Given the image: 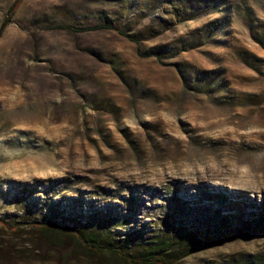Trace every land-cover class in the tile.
I'll list each match as a JSON object with an SVG mask.
<instances>
[{
    "label": "rangeland",
    "instance_id": "rangeland-1",
    "mask_svg": "<svg viewBox=\"0 0 264 264\" xmlns=\"http://www.w3.org/2000/svg\"><path fill=\"white\" fill-rule=\"evenodd\" d=\"M200 11L22 1L0 35V220L19 223L0 226V264H124L32 228L51 201L101 210L135 254L157 235L172 264H264V232L237 234L264 209V0ZM110 13L141 42L90 29Z\"/></svg>",
    "mask_w": 264,
    "mask_h": 264
},
{
    "label": "trees",
    "instance_id": "trees-1",
    "mask_svg": "<svg viewBox=\"0 0 264 264\" xmlns=\"http://www.w3.org/2000/svg\"><path fill=\"white\" fill-rule=\"evenodd\" d=\"M23 0H15L14 3L8 8L7 16L4 19L1 28L0 35L10 24L11 18L15 15L19 7L21 6ZM125 2L126 0H119ZM160 5H170L171 14L178 22L190 20L193 17L200 14V10L210 6L214 8L219 3V0H156ZM175 2V3H174ZM121 16L124 14V11H120ZM126 28L122 21L119 20L118 16L115 13H110L102 18V23L93 25L90 27L91 30L94 29H115L120 34H124L127 38L137 44L141 41L137 38V35L128 34L125 31ZM157 54V53H155ZM240 194V193H239ZM220 197H224L221 194H218ZM239 197V195H238ZM239 202V201H237ZM233 202V205H236L237 210L239 211L236 214H233L236 217L243 218L240 215L242 211V203ZM79 206V204H75ZM64 205L61 201H51L47 202L45 205H41L43 212L46 213L40 220L32 222L31 227L39 229L46 236L49 234L52 235L54 232L64 233L66 236L73 237L80 244H82L86 249L91 250L92 252H108L116 257H118L124 264H172L173 255L168 252L170 247V242L165 239L158 237L152 238L149 241H145L147 248L149 250L141 252L140 254H135L130 251L132 248L131 244L128 242L127 237H120L118 232L112 231L111 227L108 225L107 220H103V212L99 209H93L88 213H80L76 210L73 212L67 213L63 209ZM78 208V207H77ZM232 213L224 214L221 218L224 220L226 216H230ZM79 217H82L79 220ZM217 220L218 217L216 218ZM228 219V218H227ZM82 220H85L82 222ZM97 222V223H96ZM96 223V226L99 228L97 230L91 229L89 226H93ZM238 228L237 234L247 235L249 231L255 230L251 233L256 234L257 231L264 232V209L260 210V213L256 214L255 218L247 221H241L238 218ZM81 225V226H80ZM0 226L7 231H17L19 229V223L15 225H10L7 222L0 220ZM261 228V230H259ZM117 233V234H116ZM131 233H127L129 239ZM249 235V236H250ZM138 234L133 240L143 241V235ZM187 253L184 255L186 256ZM174 260V259H173Z\"/></svg>",
    "mask_w": 264,
    "mask_h": 264
}]
</instances>
